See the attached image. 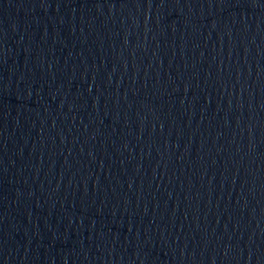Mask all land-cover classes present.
Returning <instances> with one entry per match:
<instances>
[{
    "label": "water",
    "instance_id": "1",
    "mask_svg": "<svg viewBox=\"0 0 264 264\" xmlns=\"http://www.w3.org/2000/svg\"><path fill=\"white\" fill-rule=\"evenodd\" d=\"M0 264H264V0H0Z\"/></svg>",
    "mask_w": 264,
    "mask_h": 264
}]
</instances>
